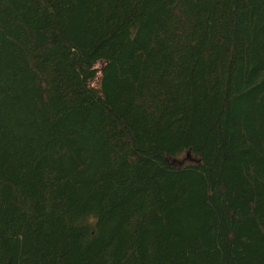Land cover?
<instances>
[{
  "label": "trees",
  "instance_id": "1",
  "mask_svg": "<svg viewBox=\"0 0 264 264\" xmlns=\"http://www.w3.org/2000/svg\"><path fill=\"white\" fill-rule=\"evenodd\" d=\"M0 264H264V0H0Z\"/></svg>",
  "mask_w": 264,
  "mask_h": 264
},
{
  "label": "rangeland",
  "instance_id": "2",
  "mask_svg": "<svg viewBox=\"0 0 264 264\" xmlns=\"http://www.w3.org/2000/svg\"><path fill=\"white\" fill-rule=\"evenodd\" d=\"M184 157H186V156H182V158L181 159H184ZM185 160V159H184Z\"/></svg>",
  "mask_w": 264,
  "mask_h": 264
}]
</instances>
